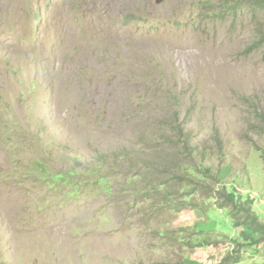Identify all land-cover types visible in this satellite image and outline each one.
Listing matches in <instances>:
<instances>
[{
    "label": "rangeland",
    "instance_id": "obj_1",
    "mask_svg": "<svg viewBox=\"0 0 264 264\" xmlns=\"http://www.w3.org/2000/svg\"><path fill=\"white\" fill-rule=\"evenodd\" d=\"M247 1L0 0V264H264L217 197L264 223Z\"/></svg>",
    "mask_w": 264,
    "mask_h": 264
},
{
    "label": "trees",
    "instance_id": "obj_2",
    "mask_svg": "<svg viewBox=\"0 0 264 264\" xmlns=\"http://www.w3.org/2000/svg\"><path fill=\"white\" fill-rule=\"evenodd\" d=\"M247 2L253 5L255 11L264 13V0H248ZM180 129L183 132L182 126L180 127ZM207 171L210 172L209 169ZM217 197L219 200H222L220 202V206L222 208H230V216L233 220L232 226L234 228L244 226L247 231H250L252 234L259 235L260 239H253L254 237L248 235L246 231L241 232L242 237L245 240H250L251 243L253 241L254 243L260 242L264 244V223L261 222L259 217L252 211V201H250L249 199L243 200V197L241 195H238L235 191H228L226 187H221L217 190ZM236 254V257H234L233 255H227L222 259L221 264L238 263L240 260V256L239 253L236 252Z\"/></svg>",
    "mask_w": 264,
    "mask_h": 264
}]
</instances>
